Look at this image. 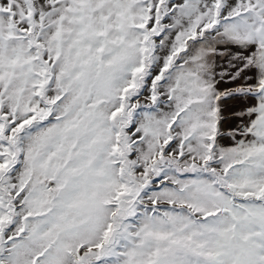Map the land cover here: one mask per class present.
<instances>
[{
  "label": "snow or ice",
  "instance_id": "1",
  "mask_svg": "<svg viewBox=\"0 0 264 264\" xmlns=\"http://www.w3.org/2000/svg\"><path fill=\"white\" fill-rule=\"evenodd\" d=\"M0 264H264V0H0Z\"/></svg>",
  "mask_w": 264,
  "mask_h": 264
}]
</instances>
